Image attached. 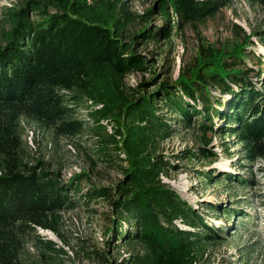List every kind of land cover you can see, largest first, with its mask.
I'll use <instances>...</instances> for the list:
<instances>
[{"label":"trees","instance_id":"1","mask_svg":"<svg viewBox=\"0 0 264 264\" xmlns=\"http://www.w3.org/2000/svg\"><path fill=\"white\" fill-rule=\"evenodd\" d=\"M229 1L153 0L141 17L146 23L133 36L166 39L172 29L213 15ZM252 1L264 8V0ZM121 3L23 0L6 14V25L0 28V264H22L25 242L38 248L40 257L53 255L57 246L37 228L54 229L52 220L59 210L96 196L109 202V239L119 234L123 242L142 244L141 251L128 252L123 264H196L198 248L218 238L219 228L159 179L167 162L155 152L159 141L176 126L196 125L201 143L187 150L188 155L213 159L216 151L206 147L210 141L206 133H218L229 136L222 139L226 151L227 140L236 146L242 161L264 163V55L254 57L255 69L243 63L245 45L252 44L250 37L243 35L228 47L199 44L194 62L175 78H162L151 89L127 94L122 91V77L152 69L154 59L147 63L142 53L121 39L125 22L121 19L127 13ZM155 14L160 23H154L155 17L149 21ZM256 34L264 46V27ZM104 77L116 89L124 119V128L116 130L120 140L112 135L109 141L114 150L127 151L131 158L113 188L100 185L80 191L81 177L61 182L39 160L24 158L20 119H35L61 135L89 128L103 141L99 118L105 110L91 108L87 100L101 97L103 91L95 83ZM258 79L263 87L256 85ZM157 99L168 109L164 115L159 113ZM76 105L86 106V118L74 115ZM213 117L223 120L222 124H214ZM205 175L209 180L214 173L209 170ZM220 176L251 181L235 173ZM121 221L126 224L123 229Z\"/></svg>","mask_w":264,"mask_h":264},{"label":"rangeland","instance_id":"2","mask_svg":"<svg viewBox=\"0 0 264 264\" xmlns=\"http://www.w3.org/2000/svg\"><path fill=\"white\" fill-rule=\"evenodd\" d=\"M22 1L0 0V28L6 25L8 10L19 6ZM152 1L121 0L120 5L127 12L123 13L125 19H121L125 21L120 30L121 39L129 41L130 47L142 53L147 63L154 59L152 69L130 71L122 77L124 93L136 95L138 90L151 89L162 78L172 80L194 62L199 44L228 47L242 40L243 35H248L252 44L245 45L243 63L255 69L254 57L264 55V46L256 34L264 27V8L257 2L230 0L213 15L187 23L180 29H172L166 39L144 40L133 36L146 23L141 17L145 16L144 12ZM98 15L108 18V14L103 12ZM157 16L151 15L149 21L155 17L154 23H160ZM252 79L255 78L252 76ZM255 83L263 87L259 79ZM97 85L103 91L101 97L98 96L99 99L95 101L88 99L87 102L91 108L105 110L104 116L99 118L102 137L105 138L103 141L97 139L89 128L75 135H61L54 133L51 126L35 119H20L24 158L31 162L39 160L45 168L56 173L61 182L75 175L81 177L80 191L89 186L113 188L123 178L122 169L128 166L131 158L127 151L114 150L109 141L112 135L120 140L121 134L116 130L124 128L119 107L121 101L116 89L107 77L97 81ZM211 93L217 95L216 90H211ZM157 103L159 113L164 115L168 112L162 100ZM85 110V105H76L74 115L86 118ZM213 122L221 125L223 120L213 117ZM176 128L172 134L159 141L155 150L167 161L164 163L166 171L159 174V179L203 214L207 223L217 226L220 233L218 238L198 248L200 255L196 264H264V163L260 160L242 161L236 146H230L227 140L229 146L226 151L222 139L229 136L218 133H206V137H210L206 147L216 151L213 159L188 155L187 150L192 151L201 143L196 125ZM209 170L214 176L208 180L205 174ZM223 172L235 173L251 181L240 183L229 180L220 176ZM223 207L230 212H223ZM109 217V202L103 196H96L86 202L79 199L74 207L58 211L52 220L54 229L37 228L43 238L50 239L57 246L53 255L40 257L38 248L31 242H25L20 252L22 264H123L128 252L141 251L142 244L135 240L123 242L119 234L109 239ZM175 223L183 226L178 219ZM124 227L126 224L121 221V229ZM98 253L103 257L98 256Z\"/></svg>","mask_w":264,"mask_h":264}]
</instances>
